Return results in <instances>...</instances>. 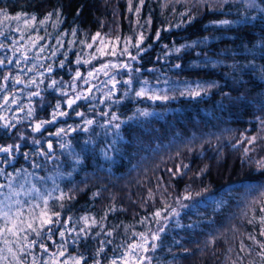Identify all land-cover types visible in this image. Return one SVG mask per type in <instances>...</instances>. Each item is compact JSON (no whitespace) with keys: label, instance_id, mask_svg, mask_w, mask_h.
<instances>
[{"label":"trees","instance_id":"obj_1","mask_svg":"<svg viewBox=\"0 0 264 264\" xmlns=\"http://www.w3.org/2000/svg\"><path fill=\"white\" fill-rule=\"evenodd\" d=\"M257 3L264 7V0H257ZM138 5L139 0H132L133 11L129 12L128 0H0V9L6 10L8 16L18 13L37 16L34 28L25 32L26 39L20 43L28 48L27 54L31 58L38 48L29 47L27 35L44 37L38 43L46 45L41 54L45 59L38 61L37 67L52 64L54 70L51 75L58 80L69 79L72 70L77 67L95 69L104 61L122 59L124 55L120 52L128 37L132 38L129 51L136 55V49L131 44L135 43L141 31L146 36L141 46L147 49L138 57L140 62L132 68L133 83L127 96H124V92L129 86L123 81L129 75L126 76L124 71L119 72L123 80L113 95V99L120 100L119 104L101 102L105 100L104 92L111 88L103 85L100 90L93 91L91 96L94 99L78 102L76 111L84 112L85 118L96 120L91 132L77 131L63 138L62 142L71 140L72 151L83 157L80 165L74 168L71 157L58 147L60 138L48 135L58 128L81 123V118L72 113L69 117L59 118L54 124L46 125L38 134L27 127V119H21L11 131L0 127V145L17 142L22 145L12 165L0 167L6 172L21 168L35 173L30 179L42 189L45 186L51 188L52 180L41 182L37 176H54L58 167L60 172L72 173L71 177L65 175L58 178L57 183L64 192L74 189L69 194H74L75 199L65 200L64 209L59 207L58 202L53 207V211L61 212L62 221L72 216L73 221L69 222L68 227L75 224L76 229L70 234L66 233L64 240L68 241V251L64 257H60L61 261L69 255H84L87 264H93L99 240L112 239L113 243L106 248L107 255L101 254V264H110V258L118 254L113 252L117 245L126 247L136 243V233L162 226L164 222L157 225L152 220V214L166 204L178 207L176 198L182 197L187 189L194 199L184 201L190 207L181 211L179 222L183 227H176L174 218L167 221V230L161 234V241L157 242L160 247L150 252L152 264H232V261L236 264H264L258 255L259 245L248 238L252 235L257 241L264 242V236L260 235L264 197L260 196L259 190L248 192L245 188L249 183L264 185V172L256 168V161L264 158V124L261 123L264 121V11L248 7L244 0H230L222 10L221 0H206L204 4L196 3V0H145L137 17L134 10ZM57 9L61 12L62 21L57 27H53L57 19L55 15L45 24H39L47 13ZM189 9L195 19L191 23H181L188 19V16L181 14ZM149 16L151 25L139 28L137 19L144 24ZM241 17L246 19V23H212L224 19L235 21ZM170 25L172 27L169 28ZM19 26L24 28L22 20ZM16 27V21L0 24V30L7 33L6 37H0V41L11 44L12 40H19L20 33L15 31ZM73 28L77 30L75 36L71 34ZM158 29L161 36L156 40ZM97 32L100 37L93 42L92 36ZM204 37H208V40L199 43ZM58 38L62 40V47L57 43ZM69 41L74 43L70 44ZM88 44H92V47H87ZM182 44L192 47L176 53L173 49ZM57 48V54L51 56ZM113 50L115 55L111 54ZM4 51L12 55L10 49ZM77 55L82 61L79 65L75 63ZM61 60L65 61L64 67L59 66ZM84 60L90 63L84 64ZM176 64L181 67H174ZM21 66L24 67L23 64ZM27 66L31 67V62ZM135 69L140 71L136 72ZM33 75L35 73L28 74L25 79ZM144 81L148 82L147 85L143 84ZM211 82H216L219 87L211 88L207 94H180L188 86L195 89L197 83L207 86ZM142 86L148 89L147 94L136 97L135 92ZM41 89V97L32 99L35 114L30 121L50 119L57 100L61 101L62 110L71 112V109L65 108L64 97L59 92L47 88L46 83L41 85ZM223 93L228 95L224 96ZM151 95L175 98L153 101L149 98ZM20 97L21 103H28L27 97ZM137 109H146L152 115L127 119ZM15 111L17 105H11V110H0V116L9 112L10 122L14 123ZM103 112L109 115H100ZM112 113L125 121L119 130L120 137L115 136L114 128L109 130L112 125L100 127L111 119ZM26 114L25 109L24 112L18 111L15 117L23 118ZM21 133L24 140L19 139ZM31 135L33 138L42 136L40 145L30 143ZM252 136H256L257 140L249 145L245 138ZM89 137L93 143L86 144ZM114 138L116 144L108 149L111 158L106 159L101 150L107 149ZM48 140L52 141L59 161L46 162L42 156H30L29 160L23 158L25 151L47 150L45 143ZM246 147L254 150L245 155ZM32 161L46 166L33 168ZM182 164L189 166L182 169L185 175L173 176L168 171H175L177 165ZM205 168L201 175H196ZM6 182L0 176V183ZM204 189L208 191L203 192ZM97 192L99 195H93ZM197 192H203V195L197 197ZM221 200L224 203L219 204ZM113 207L114 211H108ZM105 213L107 217L101 220ZM83 216L89 217V222L95 217L98 223L91 228L87 240L81 237L78 243H72L84 226V222L79 220ZM144 217H148V222L141 224ZM249 220L253 222L249 223ZM193 223L195 227H187ZM101 224L105 231L115 229L112 237H105L102 233L100 237L92 238L101 231ZM212 238L214 243H210ZM53 240L56 244L63 243L58 232ZM241 241L247 246L244 252L240 251ZM45 243L49 255L57 251L52 241L45 240ZM184 249L189 251L185 252ZM33 252L41 260L46 258L38 247Z\"/></svg>","mask_w":264,"mask_h":264},{"label":"snow or ice","instance_id":"obj_2","mask_svg":"<svg viewBox=\"0 0 264 264\" xmlns=\"http://www.w3.org/2000/svg\"><path fill=\"white\" fill-rule=\"evenodd\" d=\"M230 0H221V10L224 4L229 3ZM145 0H139V5L135 8L134 14L138 17L143 7ZM196 3L204 4L206 0H196ZM244 3L247 4L250 8H260L261 11H264V7H261L257 0H244ZM215 10V9H212ZM128 11L132 12V0H128ZM191 10H186L181 15L188 16L186 21H182L181 23H191L195 16L190 14ZM0 15L3 16V19L0 20V24H3L5 21H16L17 27L15 29L16 32L20 33L19 40H12L11 44H6L3 41H0V110H11V105H17V111L24 112L27 110V114L25 117H14V119L19 123L21 119H32L35 114V108L33 107V103L31 97H41V85L44 83L45 72L51 74L53 72V65L48 64L47 67H44L42 64L40 65L43 68V71H40L37 67V62L45 59L41 54L45 51L46 45H40L38 43L39 40L44 39V37L37 36L33 38L31 34L27 35V42L29 47L38 48V52L33 56H28V48L25 47L24 44L20 43L26 39L25 32L30 28H34L35 22L37 21V16L32 14L30 17L27 15L17 14L16 16H8L6 14V10L0 9ZM53 15L56 16V22L53 23V27H57L60 22L61 12L59 9L54 12H49L45 15L43 19L39 20V24L43 25L48 20L52 19ZM23 21L24 28L19 26V22ZM151 17L141 24L139 19H137L136 24L139 28H144L145 25H151ZM213 24L220 25H231L234 23H246V19L241 17L239 20H220L213 21ZM172 27L171 25L169 28ZM175 27H180V25H175ZM38 30V29H37ZM168 30V29H165ZM76 29L73 28L71 30V34L73 36L76 35ZM7 33L5 31L0 30V37H6ZM161 36V31L158 29L155 33V39L159 40ZM100 37V33L97 32L94 36H92V41L95 42L97 38ZM119 37L117 40L119 41ZM131 37L125 39V46L121 50L120 54H127L130 60H137L141 53L145 52L147 49L142 47L146 36L143 31L137 34V38L134 44H131V47L136 49V55H132L129 51V44L131 43ZM208 40V37H204L203 41H198L199 43H203ZM193 42V43H198ZM57 43L62 47V40L58 38ZM70 44L74 43V41H69ZM84 43V41H81ZM103 43V41H101ZM87 47L91 48L92 44H88ZM150 48L151 45H148ZM192 47V45L182 44L179 47H175L173 50L176 53L181 52L183 48ZM167 48V45H165ZM5 49H10L12 55H8L5 52ZM59 49H55L52 51L51 56H55ZM99 52L100 49L98 48ZM19 53V56L16 54ZM112 55H115V50L112 51ZM65 57L67 56V52L64 53ZM13 57H16L15 60ZM31 62V67H28V63ZM81 57L77 55V59L75 63L79 65L81 63ZM84 64L90 63L88 60L83 61ZM24 65L22 67L21 65ZM65 61H59V66L64 67ZM11 66V67H10ZM215 66V65H213ZM176 68H180L181 65H174ZM13 68H15V72H13ZM110 68H123L129 70V78L124 80L123 83L128 85V89L124 92V96H127L131 91V85L133 83L131 76V65L130 63H121V64H102L100 68L93 69L87 72V76H83L80 72L79 68L75 71L72 81V95L60 85L64 84V81L51 79L50 75L48 77L49 83L47 84V88L54 89L60 93L62 97H66L63 103L67 106V109H71V112L68 110H62V104L60 100H57L52 112L50 114V119L34 121V123L29 126L32 128L33 132H41L44 129L45 125H51L57 122L59 118L69 117L72 113L75 116L81 118V123H77L75 126L67 125L66 127L58 128L55 132L48 133L49 136H55L60 138L57 141L58 147L64 150L71 159L73 160V167L80 165L83 162V157L79 153H74L72 151V143L71 140H67L66 142H62L64 137H67L70 133L83 131L85 133L91 132L92 126L96 124L95 118H85V113L82 111H76V108L79 107L78 101L81 100H89L94 99L90 94L93 91V88H96V85H92L87 89V92L84 91H76L75 81L77 79L82 80L84 84H89V78H97L99 73H103L105 77H109V69ZM136 72H139L140 69H135ZM28 73H35V75L31 76L28 79L25 77L28 76ZM105 86L111 85V88L108 91L104 92L105 100L101 102L104 103L106 101H111V104H119V99H113L114 92L117 91V86L121 83V81L117 80L115 75H112L106 81H101ZM147 81H144L143 84L147 85ZM17 85H23V87L18 88ZM31 87H35L36 91H29ZM218 88L219 85L216 82H211L207 86L202 83H197L196 88L193 89L191 86H188L186 91H182L181 95H191V96H200L202 93L207 94V92L211 88ZM46 90V89H44ZM97 90H100L97 88ZM148 89L142 86L138 91L135 92L136 97H143L147 94ZM27 93L28 103H21V97L17 95L18 93ZM224 96H227L228 93H223ZM123 98V97H122ZM153 101L155 100H164L167 101L169 99H174L175 97H169L168 95H151L149 96ZM240 99H243L241 97ZM90 110L92 107L90 106ZM100 115L107 117L109 115L108 112L100 113ZM152 115L146 109H137L135 113H133L132 117H128L127 119H139L140 117H149ZM259 119V118H258ZM0 127L11 130L16 127L15 123H11L9 120L5 119V117L0 116ZM115 121H119L118 123H114ZM125 121L120 120V117L116 113L111 114V119H108L104 122V124L100 125V127H106L108 125H112V128L109 130L112 131L114 128L115 136L120 137V128L121 125ZM264 124V121H261ZM20 140H24L25 137L23 133L19 136ZM247 143L252 145L257 140L256 136L246 137ZM33 144L40 145L41 141L37 139H33ZM116 139L114 138L111 144L108 145L107 149H102V154L106 159H110L108 156V149L113 148L116 144ZM243 141H238L241 143ZM86 144L93 143L91 137H89L86 141ZM21 143L17 142L15 144H7L0 145V165H12L13 161L16 159V154H20L21 151ZM53 143L51 140L47 142V150L44 148H40L38 151L28 152L25 151L22 153L23 158L25 160H29L30 156H42L44 157L46 162H54L59 161V157L55 155L53 151ZM235 147V146H234ZM118 150V149H117ZM254 149H250L246 147L244 149L245 155H247L250 151ZM179 155V153H177ZM46 165H42L37 163L36 161H32L33 168H41ZM189 166L187 164L177 165L176 170L173 171L169 169L168 171L172 173L173 176H183L186 173L182 169H188ZM257 171L264 172V158H261L256 161ZM205 169H202L201 172H198L196 175H201ZM23 173V174H22ZM35 173H30L27 170L16 168L13 172H6L3 167H0V176H3L6 183H0V264H87V257L84 255L72 256L69 255L67 259L63 261L60 260V257H64L65 253L68 251L67 244L68 241L64 240L66 233H72L76 231L75 224L73 227H68L69 222L73 221L72 216H68L67 219L61 220V212L53 211V207L55 203L58 202L59 207L61 209L65 208V204L63 203L65 200L71 201L75 199L74 194H69L74 191V189H70L69 192H64L59 184L57 183L58 178H63L65 175L67 177H71L72 173H63L59 171V167L57 168V172L54 176L50 175L48 177L37 176L36 178L41 182L46 180H52V187H38L35 182H33L30 177L34 176ZM75 187V186H74ZM245 188L248 192H253L259 190V194L261 197H264V185H255V184H246ZM207 189H204L203 192H207ZM58 192L59 195H53V193ZM203 192H197L195 195L197 197L202 196ZM93 195H99V192L94 193ZM151 195V193H150ZM194 197L190 191L186 189L185 194L182 197L176 198V203L178 207H172L171 205L166 204L164 208L156 210L152 214V220L157 224L161 225V222H164V226L158 227L155 231L149 228L146 232L136 233L139 237V243H131L126 247L123 244L117 245L114 249V253H118L113 255L110 258V264H152V256L150 255H142L143 253L155 252L160 244L157 243L161 241V234L165 233L167 228L166 224L169 219L174 218L176 220V227H183V225L179 222V217L181 215V211L190 207L189 204L184 203V201H191ZM52 202V203H50ZM215 202V201H214ZM224 203L223 200L219 202V204ZM115 208H109L108 211H114ZM261 212H264V206L261 207ZM163 213H166L162 215ZM107 217V213H105L104 217H101V220ZM255 219V218H254ZM79 220L84 222V226L79 229L78 234L73 238L72 243H78L83 237V239L87 240L89 238V233L91 232V228L97 225L98 221L95 217L91 218L89 222V217L83 216L80 217ZM77 223L79 221H76ZM148 222V217H144L141 219V224H146ZM252 223V220L248 221ZM260 235L264 236V216L260 217ZM59 226V227H57ZM196 224H189L187 227L193 228ZM115 229L105 231L103 225L101 224V231L96 232L93 239L100 237L101 234L105 237H112ZM58 232L59 237L63 240V243L56 244V241L53 240V236ZM249 239L253 240L255 244L259 245L260 252L258 255L261 260L264 261V242L257 241L256 238L252 235H249ZM149 239L152 241L150 247H148ZM45 240L52 241L56 244L57 251L52 252L50 255L48 245L45 243ZM214 238L210 239V243H214ZM113 243L112 239H103L99 240V247L96 248L95 254L93 256V264H101V254H106V248L108 245ZM175 243H179V241H175ZM38 247L40 249L41 254L45 255L46 258L41 260L39 255H36L33 252V249ZM246 245H244L243 241H241L240 251L244 252L246 249ZM123 249V251H120ZM185 252L189 251V249H184ZM251 250L249 249V252ZM30 258V259H29ZM232 264H236L235 261H232Z\"/></svg>","mask_w":264,"mask_h":264},{"label":"rangeland","instance_id":"obj_3","mask_svg":"<svg viewBox=\"0 0 264 264\" xmlns=\"http://www.w3.org/2000/svg\"><path fill=\"white\" fill-rule=\"evenodd\" d=\"M125 62L130 63V65H131V69H132V68H135V67H136L135 64H136V63H139L140 61L138 60V58H137V60H134V61H133V60H130L129 57H128V55L125 54V55L123 56L122 59H116V60H107V61H104V62L100 63L95 69L100 68V66H101L102 64H106V63H108V64H121V63H125ZM77 68H78V67H77ZM77 68L73 69L72 72H71V77H70L69 79H65V80H63V81H64V84H63V85H60V87H63V88L69 93V95H72V81H73V76H74L75 71L77 70ZM39 70H40V71H43L44 69L41 68V67H39ZM79 70H80V72L82 73V75L86 77V76H87V72L90 71V70H93V69L79 68ZM122 71L126 72V73H127L126 76H128V73H129V70H128V69H123V68H110V69H109V77L112 76V75H115V77H116L117 80L122 81L123 79L119 76V72H122ZM28 74L31 75L32 73H28ZM49 75H50V78H51V79H56L53 75L48 74L47 72H45V77H46V78L44 79V83H46V85L49 83V79H48ZM109 77H105V76L103 75V73L101 72V73L98 74L97 78H89V79H90V83H89V84H84L82 80L77 79V80L75 81L76 91H84V92H87V89H88L89 87H91L92 85H96V88H93V91H94V90H96L97 88H100L101 85L105 86L104 84L101 83V81H106L107 79H109ZM125 78H126V77H125ZM125 78H124V79H125ZM56 80H58V79H56ZM59 80H60V79H59ZM59 80H58V81H59ZM107 86H111V85H107ZM32 88H34V87H31V88L28 89V90H29V91H36V90H37V89H32ZM93 91H92V93H93ZM92 93H91L90 95H92ZM96 93H97V91H96ZM17 95L27 97V93H26V92H25L24 94L19 93V94H17ZM27 98H28V97H27ZM33 98H35V97H31V100H32ZM64 99H66V97H64ZM89 100H92V99H89ZM81 101H82V102H87L88 100H81ZM78 102H80V101H78ZM78 102H77V103H78ZM14 106H16V105H14ZM64 106H65V108H67V106H66L65 104H64ZM17 113H18V111H15L13 116L15 117V114H17ZM2 116L5 117V119H7V120L10 121V118H9V112H7L6 114H4V115H2ZM34 121H39V120H38V119H34V120H31V121H30L29 119H27V127H28L29 129H31V132H32V133H37V134H38L39 132H33V131H32V128L29 126L30 124L34 123ZM20 122H21V121H20ZM20 122H19V123H20ZM0 123H2V121H0ZM14 123H15L16 125L18 124L16 120H15ZM45 126H46V125H45ZM45 126H44V127H45ZM13 129H14V128H12L11 130H13ZM11 130H8V131H11ZM42 130H43V129H42ZM42 130H41V131H42ZM33 139H37V140H40V141H41L43 138H42V136H37V137L33 138V136L31 135V137L29 138L30 143H33V142H32ZM45 145L47 146V142L45 143ZM162 226H164V224H163ZM156 229H157V228H156ZM156 229H155V230H156ZM155 230H153V231H155ZM139 242H140V240H139V237H138L136 243H139ZM151 243H152V241L149 239L148 247H150ZM150 252H151V251H150ZM150 252H148V253H143V252H141L140 254H142V255H150Z\"/></svg>","mask_w":264,"mask_h":264}]
</instances>
